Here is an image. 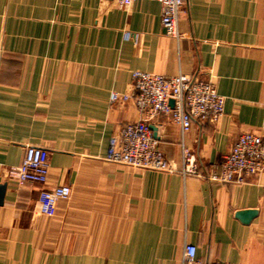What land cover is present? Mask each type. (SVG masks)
Listing matches in <instances>:
<instances>
[{
	"label": "crops",
	"instance_id": "obj_1",
	"mask_svg": "<svg viewBox=\"0 0 264 264\" xmlns=\"http://www.w3.org/2000/svg\"><path fill=\"white\" fill-rule=\"evenodd\" d=\"M160 13L155 0H0V264H181L185 243L199 264H264V168L207 178L241 132L264 137V0H185L178 40ZM133 70L211 79L224 96L216 121L183 134L168 115L147 119L169 171L104 158L139 116ZM182 144L199 175L181 174ZM26 145L46 152L44 185L8 174ZM58 185L69 195L42 213L39 190Z\"/></svg>",
	"mask_w": 264,
	"mask_h": 264
},
{
	"label": "built area",
	"instance_id": "obj_2",
	"mask_svg": "<svg viewBox=\"0 0 264 264\" xmlns=\"http://www.w3.org/2000/svg\"><path fill=\"white\" fill-rule=\"evenodd\" d=\"M119 7L134 0H108ZM160 3V25L164 33L176 40L181 38L178 29L180 13L185 0H155ZM134 105L139 116L125 123L117 134L108 140L104 158L110 162L132 167L169 171L170 163L157 147L156 139L147 124V119L156 114H165L185 133L193 120L216 121L222 114L224 96L216 91L213 80H202L186 74L166 76L141 70L131 73ZM127 94L111 93L112 102L126 100ZM172 100V105L169 101ZM181 169L183 176L199 175L198 165L192 152L182 144ZM220 171L208 174L207 178L218 183L242 182L249 176L258 175L264 168V137L253 131L241 132L229 149L220 157ZM10 177L18 183L44 185L48 174V162L43 148L26 145L21 163L10 167ZM70 193L68 185L41 188L38 204L42 213L51 214L58 199ZM196 247L185 243L181 264H199L195 257ZM209 264H230L213 261Z\"/></svg>",
	"mask_w": 264,
	"mask_h": 264
},
{
	"label": "water",
	"instance_id": "obj_3",
	"mask_svg": "<svg viewBox=\"0 0 264 264\" xmlns=\"http://www.w3.org/2000/svg\"><path fill=\"white\" fill-rule=\"evenodd\" d=\"M170 105H172V100L169 101ZM149 128L153 131V137L156 138L155 127L149 126ZM3 186H0V189ZM256 213L255 209H248L236 212V217H238L241 221L247 222L249 218H251Z\"/></svg>",
	"mask_w": 264,
	"mask_h": 264
}]
</instances>
